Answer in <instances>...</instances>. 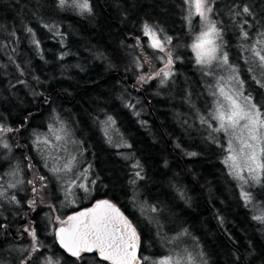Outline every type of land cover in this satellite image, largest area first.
Masks as SVG:
<instances>
[{
  "label": "trees",
  "instance_id": "obj_1",
  "mask_svg": "<svg viewBox=\"0 0 264 264\" xmlns=\"http://www.w3.org/2000/svg\"><path fill=\"white\" fill-rule=\"evenodd\" d=\"M90 3L92 12L80 14L71 2L61 8L58 0H0V123L19 128L0 136L10 145L0 147V184L7 190L0 198V264H21L30 254L32 238L24 231L29 227L36 229L42 247L28 264L47 256L60 264H97L93 254L77 260L62 250L49 233L48 218L57 213L66 218L101 199L116 204L136 226L138 256L154 260L164 251L162 235L184 231L209 264H264V223L253 219L264 215V178L248 190L252 201L246 205L239 182L222 162V135L209 124L216 64L204 70L196 65L188 45L197 20L189 24L184 0ZM244 5L251 15L242 13ZM212 7L223 51L235 62L244 93L264 111V88L252 79L260 73L248 71L253 65L246 62L250 54L241 38V26L248 44L264 31V0H215ZM145 23L173 37L171 48L179 59L164 83L159 77L139 82L140 75L162 66L143 35ZM50 127L67 138L63 149L75 144L79 169L95 181L92 197L76 208L63 210L61 181L45 167V155L34 143ZM40 146L45 153L53 147ZM193 152L197 155H188ZM73 172L80 177L75 164ZM37 176L47 177V187L37 181L34 193L27 182ZM17 180L23 183L15 188L6 184ZM153 206L167 223L178 220L176 227L163 230L154 212L145 210Z\"/></svg>",
  "mask_w": 264,
  "mask_h": 264
},
{
  "label": "snow or ice",
  "instance_id": "obj_2",
  "mask_svg": "<svg viewBox=\"0 0 264 264\" xmlns=\"http://www.w3.org/2000/svg\"><path fill=\"white\" fill-rule=\"evenodd\" d=\"M67 3L68 0H58L61 8L65 7ZM184 3L187 5L189 24L195 16H199L202 21L201 30L193 35L192 43L188 45L195 55L196 65L205 67L215 63L216 66L226 67L229 70V75L221 76L212 92L215 97V107L210 114V119L218 123V127L213 131L223 132L228 137L227 156L224 163L229 167L230 174L241 182V196L247 205L252 201V195L243 190L244 186L250 183L261 184L262 178H264V111L261 110L262 105L256 103L250 93L244 94V81L239 78L238 69L229 63L228 53L223 51L222 29L210 16L215 0H184ZM71 6L78 9L80 14L92 12L90 0H71ZM242 13L252 14L247 5L242 7ZM240 14V12L236 13V15ZM45 27L48 26L45 25ZM28 32L32 33V29L29 28ZM57 34L59 35V33ZM143 35L148 37V47L153 49L155 58L163 66L154 72L140 75L139 82L146 83L148 80L159 77L161 78L160 82L164 83L175 74L174 65L179 59L174 56L171 48L173 37L164 35L163 29L147 23L143 26ZM241 38L247 45L244 50L250 54L246 57V62L253 65L249 67L248 71H259L260 78L253 76L252 79L260 88H264V31L258 32L252 43L248 44L249 34L241 26ZM137 40L139 42V37ZM33 43L39 46L38 40L34 39ZM144 63L151 64V61L144 57ZM138 66L143 68L144 64ZM108 121L114 123L111 117H108ZM207 122L201 118V123ZM13 131H19V128L13 129L0 123V136ZM49 131L52 132L53 129L50 127ZM55 139L59 141L61 136L55 135ZM34 143L39 150L41 144L50 145L51 142L46 136L42 139L38 135ZM0 147L10 149L6 140L0 141ZM188 155L195 156L197 154L193 152ZM49 158L59 159L54 156ZM74 160L73 157L62 167L54 165L49 169L57 181H62V184L66 185L63 187L66 205L75 203L73 198L75 188L85 192L89 190L87 184L76 183V179L80 177L63 180L59 175L62 172H72ZM45 167H48L47 162H45ZM12 175L15 176V172ZM135 175L142 179L139 172ZM46 180L45 176H37L27 183L33 185L32 191L36 193L38 189L35 187V183L37 181L45 182L41 183L40 187L46 188ZM18 183H23V181L17 180L15 183H9L8 187L15 188ZM91 183L94 184L95 181H91ZM0 189H3L0 190V198H3L6 196L7 190L3 188L2 184H0ZM11 201L19 203L15 196L11 197ZM29 205L34 208L36 200H30ZM151 211L155 212L156 208L153 206ZM253 219L264 223V215L255 216ZM49 222L58 225L53 227V234L60 247L77 260L84 259V254H93V259L97 261V264H195V258L187 250L183 255L169 253V255L156 260L148 256H138L140 236L136 226L115 204L108 200H99L92 208L75 212L67 216L66 219H61L59 216H55L53 219L49 215ZM0 227L3 226L0 225ZM24 231L32 238L31 252L25 260L21 261V264H28L31 254L39 252L42 244L38 240L34 227L25 228ZM43 264H60V261L58 258L53 259V257L47 256ZM202 264H206V261H202Z\"/></svg>",
  "mask_w": 264,
  "mask_h": 264
},
{
  "label": "rangeland",
  "instance_id": "obj_3",
  "mask_svg": "<svg viewBox=\"0 0 264 264\" xmlns=\"http://www.w3.org/2000/svg\"><path fill=\"white\" fill-rule=\"evenodd\" d=\"M68 2H71V0H68ZM187 13H188V11H187ZM210 16H211V14H210ZM192 19L193 20H195V19L197 20V29H198L197 32H199L201 30V26H202V21H201L200 17L199 16H195ZM187 20H188V14H187ZM216 22L218 24V23H220V20H218V18H217ZM193 56H194V60H195L194 53H193ZM229 62L233 63L236 66L235 62L232 61L231 59H229ZM236 68H237V66H236ZM201 69L204 70L203 67H201ZM213 70L217 71V73L214 74L213 77H212V90L214 91L215 90V86H216L217 81L219 80V78L221 76L227 77L229 75V70L227 68H225V67H218V66H216ZM187 98L191 100L192 97H190L187 94ZM214 101H215V97H213V95H212V109L210 111V114L214 111V107H215ZM199 107H202V106H199ZM209 124L210 125L212 124L213 128L218 127V123L216 121H214V120H211L209 122ZM52 129H53L52 132H50L49 130L46 131V135L45 136L51 142L50 144L53 147L51 149H50V147H47V149H46L47 153H45V151L44 152L42 151L41 146H39V150L45 155V157L44 156L43 157H44V161L48 163V170L51 168V165L57 166L58 164H60L59 163L60 161H62V163L60 165L62 167L64 163L68 162L71 158L75 157V155H77L78 152H79L78 151L79 149L75 146L74 143H69L67 145L66 149H63L61 146L64 143H68V141H65V140H67V138L65 136H62L59 132H57L58 131L57 129H55V128H52ZM217 133L222 135V148H223V151H224L223 155H222V162L224 163V160H225V158L227 156V151L226 150H227V147H228V143H227L228 142V137L223 132H217ZM55 135H60L61 139L59 141H57L55 139ZM45 136H42V137H45ZM56 148H60V152H56ZM75 152H76V154H75ZM50 156L59 157V159L58 160H53V159L49 158ZM48 160H50V163H49ZM76 162H78V163L76 164ZM74 164H75L76 168L79 170V175H80L81 179H76V176H75V175H77L76 172H73V173L70 172L69 174L62 172L61 173L62 174L61 177L63 178V180L76 179V183L77 184H79V183L87 184L89 186V190L87 192H85L82 189L78 190L80 192V197H79L78 196V192H77V190L75 188L74 189V197H73L75 199V203L71 204V205H66L65 201H64L65 194H64V191H63V187L66 186V185H63L62 181L59 182V184L61 186V187L59 186V188L61 189V196H62V201L61 202H62L63 210H67L70 207L71 208H73V207L76 208V207L79 206L80 203H86L92 197V194H93L92 193V183H91L89 177L84 172L85 171L84 168L82 170L79 169V167H78L79 166L78 159L74 160ZM74 164L72 163V167L74 166ZM224 165L226 166V168L230 172L229 167L225 163H224ZM245 175H246V173H245ZM84 179L86 180L87 183L84 181ZM238 182L241 185V182L240 181H238ZM9 183H11V182L8 181L6 183L7 186H8ZM257 185H259V184H251L250 183L249 185H245L243 190L244 191H248L250 188H253V187L257 186ZM85 209H86V207L85 208L82 207V208L77 209V211H83ZM145 210H147L149 212V210H151V208H146ZM59 214H61V213H59ZM59 214L58 213L56 215L54 214V217L55 216H59V217H61V219H66L63 216H60ZM258 215L262 216L263 213L262 214H258ZM167 219L168 218H166V216L164 217V215L161 214L160 211H155L154 212V220L159 223V225L163 228V230L165 228L172 229V228L176 227V225L178 224V220L171 221V223H167L165 221ZM48 220H49V218H48ZM48 225H49V227H48L49 233H51V232L53 233V227L58 226V225H54V224H52L50 222H49ZM176 232H174V231L173 232H168L167 234H169V235H167V236L166 235H162L161 241H162V239H164V240L161 242V245H163L164 251H163V253L160 256H158L154 260L159 259V258L164 257V256H167V255H169V253H172L173 255H175V254L183 255V254H185V250H187V252H190L192 254V256L195 258V264H202V261H206V264H209V262H208L206 256L204 255L200 245L195 241V239L193 237H191L187 232H184V231H182L180 233H176ZM54 237H55V235H54ZM55 241H56V238H55ZM44 259L43 260L41 259L39 264H43Z\"/></svg>",
  "mask_w": 264,
  "mask_h": 264
},
{
  "label": "water",
  "instance_id": "obj_4",
  "mask_svg": "<svg viewBox=\"0 0 264 264\" xmlns=\"http://www.w3.org/2000/svg\"><path fill=\"white\" fill-rule=\"evenodd\" d=\"M101 200H103V199H101ZM97 201H99V200H97ZM97 201H94L93 203H91L90 204V206H88L86 209H89V208H92L93 207V205L97 202ZM114 204V203H113ZM116 205V204H115ZM117 206V205H116ZM118 207V206H117ZM121 211V210H120ZM75 212H79V211H75ZM75 212H73V213H75ZM72 213V214H73ZM72 214H70V215H72ZM56 238V237H55ZM56 242H57V244L59 245V243H58V241H57V239H56ZM59 247H60V245H59ZM61 248V247H60ZM62 250H64L63 248H61ZM65 251V250H64ZM66 252V251H65ZM138 252V251H137ZM67 253V252H66ZM68 255H70L69 253H67Z\"/></svg>",
  "mask_w": 264,
  "mask_h": 264
},
{
  "label": "bare ground",
  "instance_id": "obj_5",
  "mask_svg": "<svg viewBox=\"0 0 264 264\" xmlns=\"http://www.w3.org/2000/svg\"><path fill=\"white\" fill-rule=\"evenodd\" d=\"M15 159L17 160V158L15 157ZM83 164H87V161L85 160H83ZM0 190H3V189H0Z\"/></svg>",
  "mask_w": 264,
  "mask_h": 264
}]
</instances>
